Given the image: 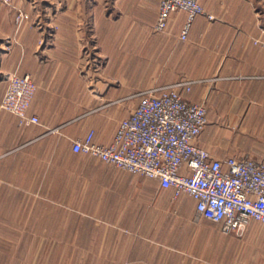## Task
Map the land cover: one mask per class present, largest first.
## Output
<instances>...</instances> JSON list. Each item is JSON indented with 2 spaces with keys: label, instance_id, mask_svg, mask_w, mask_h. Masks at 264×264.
I'll return each mask as SVG.
<instances>
[{
  "label": "crops",
  "instance_id": "crops-1",
  "mask_svg": "<svg viewBox=\"0 0 264 264\" xmlns=\"http://www.w3.org/2000/svg\"><path fill=\"white\" fill-rule=\"evenodd\" d=\"M202 3L213 18L174 11L156 32L158 0H0V104L9 72L37 84L36 122L0 107V264H264L263 222L224 233L189 194L72 146L108 144L139 92L188 80L197 144L264 161V0Z\"/></svg>",
  "mask_w": 264,
  "mask_h": 264
},
{
  "label": "built area",
  "instance_id": "built-area-1",
  "mask_svg": "<svg viewBox=\"0 0 264 264\" xmlns=\"http://www.w3.org/2000/svg\"><path fill=\"white\" fill-rule=\"evenodd\" d=\"M159 13L154 25L163 32L172 12L184 10L189 20L206 14L202 0H158ZM12 5L13 0H3ZM30 18L18 8L16 28ZM187 30L181 38L186 39ZM254 43L264 47V39ZM7 89L0 104L20 117L21 122H36L27 110L37 90L29 74H6ZM191 81L182 80L139 92L140 100L131 114L123 118L108 144L96 143L91 131L85 138L72 140L73 150L100 158L118 168L159 180L174 195L186 193L195 198L199 218L220 224L224 233L242 235L255 219L264 223V161L251 155L215 157L197 144L207 124L204 103L186 98Z\"/></svg>",
  "mask_w": 264,
  "mask_h": 264
},
{
  "label": "rangeland",
  "instance_id": "rangeland-1",
  "mask_svg": "<svg viewBox=\"0 0 264 264\" xmlns=\"http://www.w3.org/2000/svg\"><path fill=\"white\" fill-rule=\"evenodd\" d=\"M140 176H142V175H140ZM144 177V176H143Z\"/></svg>",
  "mask_w": 264,
  "mask_h": 264
}]
</instances>
